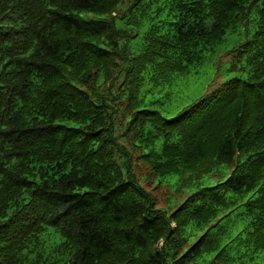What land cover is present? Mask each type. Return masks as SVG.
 <instances>
[{
	"label": "trees",
	"instance_id": "trees-1",
	"mask_svg": "<svg viewBox=\"0 0 264 264\" xmlns=\"http://www.w3.org/2000/svg\"><path fill=\"white\" fill-rule=\"evenodd\" d=\"M126 1L0 0V264H264V0L118 12ZM238 30L241 74L172 117L146 104V73L167 81ZM128 34L141 35L136 53ZM120 72L123 135L156 178L194 186L173 209L119 143L103 86ZM222 164L225 178L197 186Z\"/></svg>",
	"mask_w": 264,
	"mask_h": 264
},
{
	"label": "rangeland",
	"instance_id": "rangeland-1",
	"mask_svg": "<svg viewBox=\"0 0 264 264\" xmlns=\"http://www.w3.org/2000/svg\"><path fill=\"white\" fill-rule=\"evenodd\" d=\"M130 1L131 0H127L122 3L118 7V12H123ZM116 23L117 26L127 31L129 34L136 29L135 26L126 24L123 19L118 17ZM129 34L122 35L121 42L127 47V50L131 54L136 53L141 45V35L127 41ZM245 37L246 33H242L239 30L228 31L223 40L216 43L212 49L205 52L202 61L191 64L187 71L173 72L167 81L159 84H154L149 74L146 73V81L141 91L146 104L156 107L164 115L172 117L220 82L233 75L241 74L239 69L232 68L231 51ZM123 78L124 73L120 72L114 78L113 84H110V81H108L105 86H103L109 89L106 93V103L109 105L111 113L113 112L112 115L115 117L117 126L116 133L119 136V143L123 144L125 149L131 154L133 173L137 176L141 184L151 192L157 206L173 209L187 193L194 189V186L184 189L181 192L176 190V184L180 179V173L177 172L156 178L148 162L140 156V148L134 146L128 136L123 135V129L127 124L125 114L129 111L127 108V98L121 95L120 92V84ZM227 169L229 171L230 167ZM227 175L226 166L222 164L213 172L204 174L202 179L198 181L197 186L215 183L219 179L225 178ZM162 178L163 180L159 181V179Z\"/></svg>",
	"mask_w": 264,
	"mask_h": 264
}]
</instances>
